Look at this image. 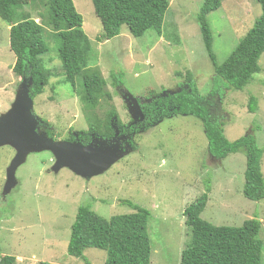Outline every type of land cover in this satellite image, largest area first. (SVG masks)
<instances>
[{
  "label": "rangeland",
  "instance_id": "rangeland-1",
  "mask_svg": "<svg viewBox=\"0 0 264 264\" xmlns=\"http://www.w3.org/2000/svg\"><path fill=\"white\" fill-rule=\"evenodd\" d=\"M204 1L170 0L161 36L149 31L136 38L123 26L120 36L100 41L103 27L92 0H73L92 45L89 67L101 71L112 95V99L101 100L97 115L104 119L114 109L118 117L111 124L133 120L119 88L113 85L112 74H122L121 88L127 93L145 98L151 92L160 97L166 91H178L190 71L202 95L212 91L220 94L217 107L224 113L226 138L233 142L253 133L264 150V54L259 62L262 72L243 90L229 89L225 81L216 80L198 21ZM221 2L222 7L208 16L218 64L227 59L262 14L257 0ZM24 11L40 21L39 16L45 15L46 9L35 0ZM45 27L50 35V26ZM45 40L50 51L43 60L55 75L44 93L33 98V114L42 121L40 131L51 128L55 132V141H66L74 132L75 140L81 142L79 137L89 129L88 121L73 87L62 82L65 77L58 58V42L47 35ZM15 63L10 27L0 19V114L11 109L20 91L22 77L15 74ZM178 73L184 76L179 77ZM79 83L76 81L77 89ZM251 96L258 101V110L253 114L248 111ZM43 123L50 128L42 130ZM134 143L129 155L90 179L69 168L54 171L56 158L51 152L31 153L17 171L18 186L6 200L2 197L6 170L16 150L11 146L1 148L0 258L15 256L17 264H104L107 254L99 249L86 250L87 261L68 255L78 208L90 206L110 218L134 213L125 203L129 201L152 214L148 226L153 245L151 264H181L182 252L191 237L184 211L206 192L208 183L212 192L202 218L216 226L232 227L257 219L262 222L260 239L264 243V200L251 201L243 193L247 168L244 152L224 160L213 158L202 121L183 115L147 127L137 134ZM262 171L264 174V156Z\"/></svg>",
  "mask_w": 264,
  "mask_h": 264
},
{
  "label": "trees",
  "instance_id": "trees-1",
  "mask_svg": "<svg viewBox=\"0 0 264 264\" xmlns=\"http://www.w3.org/2000/svg\"><path fill=\"white\" fill-rule=\"evenodd\" d=\"M35 0H0V19L10 27V48L15 54L14 72L17 76L32 78V96L44 93L55 73L44 63L43 57L50 51L45 36L59 44L58 58L65 84H70L82 104L89 129L82 135L81 142L89 143L92 134L104 138L113 135L112 120L118 117L114 109L107 112L104 119L97 115L103 98L112 99L107 91V80L99 69L89 67L92 45L83 29L84 19L77 11L73 0H39L46 9L40 21L33 18L24 7ZM97 17L101 20L103 34L100 41H110L122 33L127 26L133 37H143L153 31L159 36L170 0H92ZM262 14L246 35L240 39L227 59L218 64L213 48V34L208 22L210 13L222 7L221 0H205L198 15L203 42L211 60L216 80L221 79L229 89L243 90L262 72L260 59L264 54V0H257ZM45 24L50 26L48 35ZM179 77L184 76L178 73ZM175 94L156 97L151 92L144 99L143 113L152 124L161 123L177 115L193 116L203 123L208 140L209 154L224 160L231 154L244 152L247 158L243 193L251 201L264 200V174L262 159L264 150L258 145L253 133L236 141L225 136L224 113L218 109L220 94L211 92L202 95L193 73L185 74ZM113 85L124 89L122 74H112ZM79 81V88L76 87ZM188 89H182L183 85ZM119 93V94H120ZM216 96V97H215ZM149 101V102H148ZM142 107V104H141ZM258 101L251 96L249 113H256ZM222 112V113H220ZM223 115V116H222ZM147 130V128H146ZM51 138L55 132L48 129ZM69 142L73 138H67ZM212 192L210 183L206 192L188 205L184 211L186 226L190 231V241L182 252L181 264H262L264 243L260 239L262 222L257 219L245 221L240 227L216 226L202 218ZM135 212L105 218L90 206H80L71 228L68 255L87 261L84 252L88 249L105 251L104 264H151L152 240L149 235L151 212L132 202L125 201ZM0 264H17V258L5 255ZM40 264H51L42 262Z\"/></svg>",
  "mask_w": 264,
  "mask_h": 264
},
{
  "label": "water",
  "instance_id": "water-1",
  "mask_svg": "<svg viewBox=\"0 0 264 264\" xmlns=\"http://www.w3.org/2000/svg\"><path fill=\"white\" fill-rule=\"evenodd\" d=\"M32 85V78H24L11 109L0 114V149L11 146L16 150V155L6 170L4 198L18 186L17 171L26 163L31 153L51 152L56 158L54 171L69 168L75 174L87 179L105 173L129 155L133 146L129 145L130 143L124 144L122 141L125 138L118 139L119 130L114 123H112V128L115 135L112 139L93 134L87 144L78 140L74 142L55 141L46 131H40L42 121L33 114ZM170 93L175 94L176 92ZM123 99L130 110L133 121L142 123L145 116L141 107V99L135 98L130 93H125Z\"/></svg>",
  "mask_w": 264,
  "mask_h": 264
},
{
  "label": "flooded vegetation",
  "instance_id": "flooded-vegetation-1",
  "mask_svg": "<svg viewBox=\"0 0 264 264\" xmlns=\"http://www.w3.org/2000/svg\"><path fill=\"white\" fill-rule=\"evenodd\" d=\"M183 88L182 89H188V85H186V84H184L183 86H182ZM125 93H127L126 92V90H123L121 93H120V96L122 97V99H123V95L125 94ZM141 99V103H142V110H143V107H144V104L147 102V100L146 99H144V98H140ZM123 101H124V103H125V100L123 99ZM125 105H126V103H125ZM126 107H127V105H126ZM145 116V115H144ZM116 119H117V117L116 118H114V120L116 121ZM152 123L150 122V121H147V118L145 117V120L142 122V123H136V124H134V121L132 120V119H130V121L128 122V123H126V124H121V123H119V121L117 120V127H118V130H119V132H118V139L119 138H125V142H124V144L125 143H128L130 140H132V145H135V143H134V139H135V137L137 136V134L139 133V132H142L143 130H146V128L147 127H149V125H151ZM41 128H42V130H47L48 128H50L48 125H46L45 123H43L42 124V126H41ZM50 130H52L51 128H50ZM48 131V130H47ZM114 131V130H113ZM48 133V132H47ZM76 134H74V132L73 133H71V135H70V137L69 138H73V140L72 141H74L75 139H76V136H75ZM93 135V134H92ZM91 135V136H92ZM115 135V131L113 132V135L110 137V138H107V139H112L113 138V136ZM81 136V135H80ZM82 137V136H81ZM91 138V137H90ZM79 139H81L80 137H79ZM66 141H68V139H66ZM70 141V140H69ZM82 141V140H81ZM131 142V141H130ZM136 146V145H135ZM10 147V146H9ZM3 148V147H2ZM3 197V196H2ZM7 198V197H6ZM6 198H4L3 197V199L4 200H6Z\"/></svg>",
  "mask_w": 264,
  "mask_h": 264
}]
</instances>
